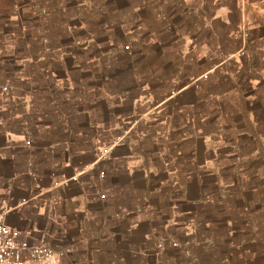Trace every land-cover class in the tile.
I'll use <instances>...</instances> for the list:
<instances>
[{"label":"crops","instance_id":"crops-1","mask_svg":"<svg viewBox=\"0 0 264 264\" xmlns=\"http://www.w3.org/2000/svg\"><path fill=\"white\" fill-rule=\"evenodd\" d=\"M145 3L156 5L150 10L156 18L178 22L168 32L178 38L169 50L177 53L178 72L170 80L176 90L133 121L142 138L106 146L110 159L84 173L97 158L68 174L62 169L72 159L56 158L48 177L80 173L79 183L60 187L79 205L74 213L83 214L77 227L94 228L106 217L124 222L123 236L132 241L119 246L116 240L110 260L118 264H264V0ZM28 163L26 174L35 176V159ZM94 176L99 194L89 191ZM235 195L241 204L227 203ZM255 196L257 204L250 202ZM96 203L100 213L92 225ZM98 225L105 231L97 252L112 236L106 222Z\"/></svg>","mask_w":264,"mask_h":264},{"label":"rangeland","instance_id":"rangeland-1","mask_svg":"<svg viewBox=\"0 0 264 264\" xmlns=\"http://www.w3.org/2000/svg\"><path fill=\"white\" fill-rule=\"evenodd\" d=\"M154 6L145 0H0V88H7L0 90V196L6 204L20 205L9 217L19 238L70 248L65 264H118L110 256L132 241L123 236V221L102 218L98 224L106 222L112 236L97 252L96 240L105 231L93 225L98 204L89 222L94 228L77 227L83 217L80 210L74 213L79 205L48 173L56 158L72 159L62 169L68 174L96 159L118 136H125V144L140 137L133 121L176 90L170 80L178 72L177 53L169 50L178 38L168 32L178 22L156 18L150 13ZM72 112L78 115L67 116ZM50 143L58 147L48 150ZM33 158L36 175L29 176L26 163ZM98 183L96 176L90 178L91 194H99ZM259 200L255 196L250 202ZM241 201L235 195L227 203Z\"/></svg>","mask_w":264,"mask_h":264},{"label":"built area","instance_id":"built-area-1","mask_svg":"<svg viewBox=\"0 0 264 264\" xmlns=\"http://www.w3.org/2000/svg\"><path fill=\"white\" fill-rule=\"evenodd\" d=\"M242 37L246 36V32H242ZM6 87L0 88L1 91H6ZM12 132H8L11 136ZM124 135L118 136L113 144L121 143ZM25 147H30L31 142L26 140ZM111 146L100 150L97 159L90 165L84 166L80 173L91 171L97 167L100 161L110 159ZM30 167L31 164L28 163ZM80 173L69 177L58 178L55 173L51 172L50 179L57 187H69L72 183H79ZM30 175L33 172L30 171ZM99 177H104L102 172ZM20 205H9L2 201L0 196V264H65L67 257L71 254V249L68 247L54 248L44 244H31L19 238L18 232L9 224L10 215ZM169 244L173 247L179 246L175 240H169ZM161 247V244L158 245Z\"/></svg>","mask_w":264,"mask_h":264}]
</instances>
